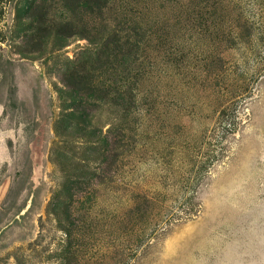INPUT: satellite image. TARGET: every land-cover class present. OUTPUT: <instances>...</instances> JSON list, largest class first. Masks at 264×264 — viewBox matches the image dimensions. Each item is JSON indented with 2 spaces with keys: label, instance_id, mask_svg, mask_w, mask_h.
Instances as JSON below:
<instances>
[{
  "label": "rangeland",
  "instance_id": "1",
  "mask_svg": "<svg viewBox=\"0 0 264 264\" xmlns=\"http://www.w3.org/2000/svg\"><path fill=\"white\" fill-rule=\"evenodd\" d=\"M74 1L0 5V264H264V0H135L128 120Z\"/></svg>",
  "mask_w": 264,
  "mask_h": 264
},
{
  "label": "trees",
  "instance_id": "2",
  "mask_svg": "<svg viewBox=\"0 0 264 264\" xmlns=\"http://www.w3.org/2000/svg\"><path fill=\"white\" fill-rule=\"evenodd\" d=\"M62 1L68 4L71 0ZM1 2L2 0L0 5ZM118 2L119 0H76V9L83 17L91 19L85 22L82 17L80 27L78 26L76 31V37L86 40L88 48L80 53L71 67L66 68H72V71L68 73L65 70L63 74L73 81L72 84L78 91H84L83 87L88 88L89 92L107 89V92L102 94L103 97L99 98H111V105L119 108L124 119L128 120L133 118L136 112V91L141 78L131 74L136 65L140 44L137 36L141 29L133 14L136 1L125 0L121 10L115 8L122 6V2ZM67 19L70 22V17ZM107 70H113L112 83L116 86L105 88L103 81L95 84L93 80H89L88 75L96 77L100 72Z\"/></svg>",
  "mask_w": 264,
  "mask_h": 264
}]
</instances>
